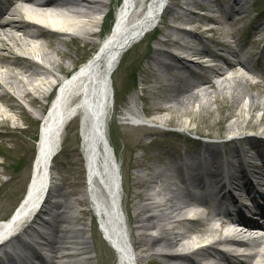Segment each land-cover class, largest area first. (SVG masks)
Returning a JSON list of instances; mask_svg holds the SVG:
<instances>
[{"label":"bare ground","instance_id":"1","mask_svg":"<svg viewBox=\"0 0 264 264\" xmlns=\"http://www.w3.org/2000/svg\"><path fill=\"white\" fill-rule=\"evenodd\" d=\"M116 3L117 0H0V176L8 177L0 183V192L8 188L4 198H0L2 209L17 205L32 173L29 197L10 224L0 223V237L8 235L11 228L28 223L45 198L33 224L41 222L44 226L47 234L42 235L50 239L47 246L59 258L58 264H117V257L118 264H204L202 261L209 259L216 260L210 264H264V237L244 240L248 231H259L252 229H260L264 213L251 221L242 214L243 208L231 211L224 206L221 209V202L214 200L215 208L212 209L204 199L192 194V188L196 186L208 187L210 184L213 188V179L224 173L232 178L239 173L243 177L241 180H245L247 173L242 170L243 162L254 161L250 152L255 150V158L264 156L260 151V148L264 150V140L241 137L249 131L264 135V82L260 85L251 83L249 79L263 77L264 74L249 63L237 60L230 65L227 72L230 74L222 81L211 82L201 78L173 52L160 47L175 49L190 58L210 52L209 47L204 46L202 51H198L192 42H200L199 36L170 24L167 25V33H162V39L156 40L157 46L149 60L150 70H140L143 72L141 82L146 86L142 89V96L130 104L122 100L118 103L121 108L116 107L117 98L127 92V78L120 72L123 58L145 37L146 31L160 24L164 14H170L172 21L184 25H196L204 20L192 11L176 4L170 5L167 0H126L119 13L116 32L104 43L100 54L60 90L54 110L46 118L37 160L31 167L34 148L25 146V137L20 135L25 132L35 138L39 116L46 115L52 99L51 90L54 91L55 85L97 51L102 37L96 28H109L111 7ZM208 3L216 2L191 0L187 5L202 7ZM25 4L38 9H64L69 14L28 9ZM219 5L224 18L216 22L215 34L229 22L230 12L235 9ZM164 7L166 9L161 15ZM255 32L253 37L260 38L264 34V26L257 25ZM157 33L160 35L159 30ZM231 37L234 39V34ZM213 44L215 47L221 45L216 39ZM240 50L237 48L234 53ZM17 51L39 55L46 65L24 61L17 56ZM238 67L249 78L233 77ZM162 74L167 78L163 79ZM216 94H229L232 106H239L245 96L249 97L245 109L249 122L244 123L241 112L226 130L228 134L239 135L231 143L233 148L228 158H222L208 145L201 158L183 154L177 158V163L165 161L166 154L162 148H157L161 149V155L134 157L135 153L147 147L148 143L145 144L143 138L157 132L125 122L133 120L139 123L143 113L155 111L160 113L156 122L166 124V113L192 116V109L197 105L199 114L203 111L211 114L212 103L219 105L218 100L214 101ZM210 98L212 100H208ZM114 110L122 119L119 125L114 123ZM260 111L263 112L262 120L254 122L256 113ZM71 125L78 129L75 137L80 143L78 154L82 163V182L77 191L78 204H82L83 209L77 213L69 200V192L56 184L54 169V161L63 151ZM113 126L117 128L120 140L128 146L125 152L130 159L128 169L134 171L127 173L125 170V177H122L121 165L111 144ZM185 130L188 134L196 131L189 126ZM177 138L174 143L178 150L182 145L187 146L181 137ZM108 146L114 150V158ZM24 147L28 148L27 166L16 179L11 174L13 171L9 170L22 164ZM56 152L58 154L52 159ZM185 172L190 174V178L194 177L193 186L186 183ZM125 180L130 181L129 185ZM238 181L234 179L232 187H240ZM245 183V188L253 190L249 179ZM191 208L195 209L191 211ZM56 210L60 213L54 214ZM93 212L103 217L110 244L120 250L118 256L103 240L101 233L95 230L94 235L87 237L88 231L77 226L82 215H88L94 227ZM46 215H51L52 219L44 220ZM187 215H190L189 219H185ZM245 224L248 230L243 228ZM154 231L158 235L150 237L148 233ZM234 238L246 241L240 246L247 251L244 256H234L217 247L223 243H235ZM182 240L189 241L180 247ZM17 242L15 249L25 252L18 262L15 259L11 262L33 264L35 254H26V250L31 251L32 247L20 240ZM209 242L210 246L182 255V252ZM105 252L109 254L106 256ZM146 252L149 253L147 257L142 255ZM93 253L96 255L92 256ZM97 258L99 261L96 262Z\"/></svg>","mask_w":264,"mask_h":264},{"label":"rangeland","instance_id":"2","mask_svg":"<svg viewBox=\"0 0 264 264\" xmlns=\"http://www.w3.org/2000/svg\"><path fill=\"white\" fill-rule=\"evenodd\" d=\"M195 1L203 2L204 0H195ZM211 1L212 2L215 1L216 3H208L206 6H202V7H199V6L189 7L187 4L191 2V0H168V3L170 5L176 4L179 6V8H182L184 10L193 11L195 13H199L200 15L207 14V13L216 14L218 18L220 15L223 16L222 10L219 4L224 5L225 8H227L228 6H233V4H234V7H236L235 6L236 3L234 0H211ZM217 1L219 3H217ZM250 7L251 8L249 9L248 8L245 9L244 17H246V20L241 23H238L239 26L237 29L235 27L233 28L229 27L230 26L229 23L225 24L227 28L226 27L224 28V31L231 29V31L235 33V36H234L235 45L242 49L245 48V46L247 45H249L250 47L253 46V48L258 45V42H256V40L252 41L249 39L251 38L253 34H255L254 29L258 24L264 26V0H252V5ZM259 10H262V11L260 12ZM204 19L205 20L203 21V24L201 26L206 24V18ZM170 24L177 25L180 27L186 26L181 23L172 21L170 14H166L159 27L160 35L158 36L156 35L153 37L147 36L146 38H144V40L140 44L135 45L124 56L122 66L120 67L121 68L120 72H123L124 75L126 76L128 87H127V93L118 97L116 100L117 101L116 107L118 109L121 108V107L120 108L118 107V103L122 102V100H126V101L134 100L138 96L139 97L142 96V93H143L142 89L145 88L146 86L143 85L141 82L142 77H143V72H141L140 70H142V68L150 70L149 60H150V56L153 53V50L157 46L156 40L162 39V33H165V32L167 33V25H170ZM186 27L200 34L199 36H201L200 37L201 41L193 42V44H195L197 48L203 49V45H207L211 48H215L211 40L207 39V37L209 38V36H206L205 34L200 33L199 30H196L195 29L196 26L191 25V26H186ZM215 37L219 38V40L221 41L225 40L224 38H226V37L223 38V36L221 35H218V36L214 35V37H211V38L215 39ZM160 49L173 52L176 55L178 54V56L180 55L179 53L176 52L175 49H170L165 46H161ZM215 50L218 51L219 48L217 47L215 48ZM162 75H163V79L167 78L165 74H162ZM243 76L244 75L240 68L236 69V71L233 74V77H243ZM129 78H132V80H130ZM256 80H251V83H254V81ZM134 81H135V85H133ZM252 93L256 94V91H252ZM214 97H215L214 101L218 100L219 105L215 104L214 102L212 103L211 114H207V112L205 111H203L202 114H199L198 113L199 106L197 105L192 109L194 111V114L192 116H178L177 112L166 113L167 115L166 125L168 124V125H173V126H179V127H182V129L184 130L187 128V126H189L190 129H195L196 131L192 132L190 134V137H194V134H197L203 137H210L214 139L220 138L221 141H225L228 135V132L226 130L229 127V125L234 122V120L236 119L235 118L236 115L242 112V116L245 121L244 123L249 122L250 119L245 110L249 103V97L245 96L239 106L231 105L229 94H225V95L216 94L214 95ZM208 100H212V99L210 98ZM218 108H220V110H218ZM262 118H263V112L260 111L256 113V119L254 120V122L257 120L261 121ZM114 123L116 125H119L120 121H118L117 119L116 120L114 119ZM113 127L114 129L112 128V132H111V135H112L111 144L115 149L116 156L122 167V176L125 177V170L127 173L129 172L134 173V171L132 169L131 170L128 169L129 168L128 166L130 164V159H128L127 155H125V152L128 146L123 144V141L120 140V138L118 137L119 132L117 131V128H115V126ZM154 130H156L157 133L149 135L146 138H143V142L145 144L148 143L147 147L135 153L134 157L141 156L143 154L159 155L161 153V149L159 150L157 148H164L165 149L164 152L166 154V156L164 157V160L168 161L169 159L171 160L173 156H178V155L182 156L183 154H186V155L190 154V151H188L189 149L196 156H197V152L199 153L200 151L199 148L195 146L188 147V146H183V145H182L183 146L182 149L176 150V148L174 147L175 137L173 135L166 134L165 132L161 130V128H156V129L154 128ZM32 133H33V128H32ZM76 134H78V129L77 128L73 129L71 125L67 132V139L63 147V152L54 162V169L56 171V176H57L56 184L63 187L65 192H69V200L75 208L74 209L75 213H77V211L80 212L79 208L81 209L83 208L81 207L82 204H78V199L77 198H76L77 200L75 199V197L78 196L77 190L80 189V184L82 182V178H81L82 163L80 161V157L78 154L79 142L77 141L75 137ZM249 134L250 133H245V134H242L241 136L247 137L249 136ZM20 136H23L27 139V141L25 140V138L23 139L24 140L23 143L25 146L34 147V144L32 142L33 139H31L32 137L28 133H22V135ZM150 142H153V143L150 144ZM24 148H25V158L22 160V164L20 165L19 172H15L13 168H10L9 170V172L13 171L11 172V174L16 179L19 178L20 172L24 170L27 166L28 148L26 147ZM219 150H221V156H224V155L227 156L231 149L229 150L223 149L224 151H222V148H219ZM0 171H1V168H0ZM7 179L8 177H4L1 179V182ZM125 182L126 184L128 183V185L130 183L129 180H125ZM7 191H8V188H4L3 190H1L0 192L1 199L4 198L5 196L4 194L7 193ZM52 202H55V201H52ZM14 208L15 207L2 209L0 207V221L6 220L10 216ZM79 217L80 216L78 215V218ZM49 218H50L49 215L44 217L45 220H49ZM37 226L40 227L39 225ZM77 226L88 231L86 234L87 237H91L92 235L95 234V228L93 227L92 223H90V218L88 217V215H82V218L77 223ZM31 254L32 253L29 252V255ZM104 254L107 256L109 253L106 254L105 252ZM92 255H96V254L93 253ZM97 261H99V258H97L96 262Z\"/></svg>","mask_w":264,"mask_h":264}]
</instances>
